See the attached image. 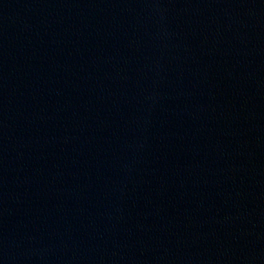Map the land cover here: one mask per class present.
<instances>
[{"label": "water", "instance_id": "water-1", "mask_svg": "<svg viewBox=\"0 0 264 264\" xmlns=\"http://www.w3.org/2000/svg\"><path fill=\"white\" fill-rule=\"evenodd\" d=\"M0 264H264V0H0Z\"/></svg>", "mask_w": 264, "mask_h": 264}]
</instances>
